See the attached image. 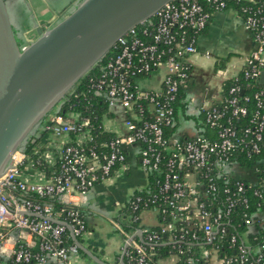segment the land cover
<instances>
[{"label":"built area","instance_id":"built-area-1","mask_svg":"<svg viewBox=\"0 0 264 264\" xmlns=\"http://www.w3.org/2000/svg\"><path fill=\"white\" fill-rule=\"evenodd\" d=\"M225 9L240 15L252 33L253 47L241 70L248 86H261L252 98L235 76L226 100L187 110L204 113L203 125L193 120L195 135H168L177 123L179 87L190 77L186 56L197 52L213 13ZM112 49L89 83L109 106L112 115L103 125L114 135L99 141L90 117L78 111H56L38 124L33 135L43 136L40 144L15 151L0 177V264H72L80 248L67 241L69 228L58 221L82 236L87 229L82 202L115 170L128 169L132 151L145 184L114 221L126 235L127 264H264V246L249 237L247 191L254 187L244 180L264 179V0H172L130 28ZM161 65L170 67L161 89L138 85ZM119 117L116 127L107 125ZM255 156L261 157L260 166L242 164ZM28 168L47 179H31ZM239 209L245 212L238 220ZM147 210L156 213L157 225L142 223ZM6 242L11 247L5 248ZM159 246L169 252L164 258L158 257Z\"/></svg>","mask_w":264,"mask_h":264},{"label":"water","instance_id":"water-1","mask_svg":"<svg viewBox=\"0 0 264 264\" xmlns=\"http://www.w3.org/2000/svg\"><path fill=\"white\" fill-rule=\"evenodd\" d=\"M170 1L81 0L49 29L38 27V37L21 46L7 0H0V177L13 153L117 40ZM58 222L67 226L74 242L85 249L70 225ZM127 247L126 243L123 264Z\"/></svg>","mask_w":264,"mask_h":264},{"label":"crops","instance_id":"crops-1","mask_svg":"<svg viewBox=\"0 0 264 264\" xmlns=\"http://www.w3.org/2000/svg\"><path fill=\"white\" fill-rule=\"evenodd\" d=\"M80 1L77 0L72 8H65L50 6L46 0H7L18 43L21 46L30 44L38 37V27L43 31L49 29L69 15ZM252 47V33L246 29L240 15L232 9L214 12L206 32L198 38L197 52L186 56L191 72L189 79L184 81L182 86L186 92L189 85H199L202 81L200 75L202 70L206 72L208 79L211 78L212 80L208 83L201 102L191 103V99L186 94L187 97L184 102H187V106L185 112H181V114L185 116L186 113L189 114L187 110L195 111L201 106H209L219 102L222 96L223 82L239 74L245 57L251 52ZM222 59H225L223 66ZM217 66L219 67L217 68ZM215 67L221 70L220 73L214 72ZM169 72L170 67L168 65H161L149 76L140 78L138 85L148 90L161 89L163 79ZM215 74L217 78L213 76ZM158 76L161 82L158 88L141 84L143 80ZM179 116L180 113L173 135L178 138L195 135L197 130L193 119L187 126L178 129ZM117 121H121V118L111 119L107 125L114 128L117 126ZM127 162V170L122 168L115 170L111 179L97 184L82 202L80 208L87 229L78 239L85 249L80 248V253L72 258V264H100L91 254L106 264H123L121 256L126 244V235L122 232L120 234L115 232L114 221L117 215H120L130 196L145 184V175L140 168L139 159L133 151L130 153ZM26 174L34 180L47 179V174L38 173L29 168ZM142 223L151 226L157 225L156 213L151 210L144 211ZM124 263H128L125 255ZM163 264L168 263L163 260Z\"/></svg>","mask_w":264,"mask_h":264},{"label":"trees","instance_id":"trees-1","mask_svg":"<svg viewBox=\"0 0 264 264\" xmlns=\"http://www.w3.org/2000/svg\"><path fill=\"white\" fill-rule=\"evenodd\" d=\"M78 5V4H77ZM76 5V6H77ZM234 7H238L239 4L234 3ZM209 24V23H208ZM207 24V26H208ZM207 26L200 32V34L205 33ZM113 53V49L108 51L106 55L96 64L94 67L89 70L75 85L70 89V91L66 94V96L48 113H54L58 111L59 113L66 114L68 111H78L81 112L83 116H88L91 119V123L93 124V133L96 135L97 139L99 141L101 140H107L110 139L114 133L107 131L104 128L103 121L106 116L112 115V113L109 110V106L107 102L103 99H101L99 96H97L94 91L91 89L89 78L96 74L100 67L105 61L108 59V57ZM222 66L225 64V59L221 60ZM238 82L242 84L245 93L247 95H250L253 98L254 91L258 89L261 84L259 82L251 83V85H247V80L243 77V71L241 70L237 76ZM236 83V77L226 79L223 82V90H222V96L219 102L220 103L228 98L229 95V88ZM186 92L183 89V86L180 85L179 91H178V97L177 101L175 102V120L177 122L178 114L180 112H185V107L187 106V102L184 100L186 99ZM214 103V104H217ZM58 105H61L60 108L56 109ZM251 110H253L254 102L250 101L248 103ZM185 117L193 119L197 126L203 125L204 121V113L201 112L198 115H189L185 114ZM45 119V118H44ZM176 126L174 128L168 129L167 134L170 135L174 132ZM206 134L209 135L210 131L207 129ZM42 137H36L35 135H29L23 145L22 148H24L26 151H31L35 145L40 144L42 141ZM264 155V152H263ZM36 156V155H34ZM260 156L252 157L251 159H243L242 164L246 165L248 167H253L255 165L260 166ZM46 170V166H44ZM261 174V173H260ZM150 180L153 181V177L150 178ZM248 183H253V189H249L247 191L248 197H249V208L246 210L249 216L253 219V232L249 235L252 243L254 244H260L264 246V179L259 177V175H254V177H247L244 179ZM254 189H258V194H254ZM44 200L47 201H53L54 199L51 198H44ZM245 212V210L239 209L237 211L236 217L239 220V217L241 218L242 213ZM129 229L127 228V231ZM67 241L70 243H75L72 235L70 234L69 230H67L65 235ZM254 237H256L254 239ZM158 249V257L164 258L169 254V252L166 250L167 248L163 246L157 247Z\"/></svg>","mask_w":264,"mask_h":264},{"label":"rangeland","instance_id":"rangeland-1","mask_svg":"<svg viewBox=\"0 0 264 264\" xmlns=\"http://www.w3.org/2000/svg\"><path fill=\"white\" fill-rule=\"evenodd\" d=\"M76 1L77 0H46V2H48V4L50 6H61V7H65V8H68V7L72 8L73 4H75ZM78 1H80V0H78ZM218 67L219 66H217V68ZM217 68L215 67L214 72L220 73L221 70H218ZM200 75L202 77V81H201V83H199V85H196V86L189 85L186 88V94H187L188 98L191 99V103H194L195 101L201 102V99L204 96V92L206 90V87L208 86V83L211 82V80H212L211 78L208 79V76L204 70H202L200 72ZM213 76H215L217 78L216 74ZM141 84L144 86H148V87L153 86V87L158 88L161 85L160 77L158 76V77H154L152 79L143 80L141 82ZM58 108H59V105L57 106L56 109H58ZM179 120H180V123H179L178 129H181L184 126H187V124H189V122L192 121L191 118L185 117L183 114H181V112H180ZM190 131H192V130H190ZM33 134H36L35 130L33 132H31V135H33ZM118 215H117L116 219H118ZM113 227H114L115 232L120 234V231L115 226H113Z\"/></svg>","mask_w":264,"mask_h":264},{"label":"clouds","instance_id":"clouds-1","mask_svg":"<svg viewBox=\"0 0 264 264\" xmlns=\"http://www.w3.org/2000/svg\"><path fill=\"white\" fill-rule=\"evenodd\" d=\"M9 247H11V245L9 244V243H5V248H9Z\"/></svg>","mask_w":264,"mask_h":264}]
</instances>
